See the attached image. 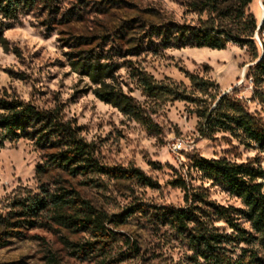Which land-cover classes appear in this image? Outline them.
<instances>
[{"label": "rangeland", "instance_id": "374dc122", "mask_svg": "<svg viewBox=\"0 0 264 264\" xmlns=\"http://www.w3.org/2000/svg\"><path fill=\"white\" fill-rule=\"evenodd\" d=\"M54 1L52 10H26L5 32L19 54L0 45V87L70 121L77 135L93 144L97 160L116 171L72 174L50 163L47 154L53 150L37 138L6 142L0 146V215L19 212L18 201L28 196L74 190L107 216L106 235L57 223L53 212L45 211L21 233L11 232L17 230L14 226H0V264H194L186 234L160 219L165 206L184 204L183 191L171 180L183 175L201 183L199 174L188 169L195 154L264 166V150L241 131L218 130L209 138L202 134V114L225 93L242 99L249 112L264 119V81L255 86L248 74L263 51L257 0L245 8L257 22L249 41H231L223 49L169 46L163 33L172 32L174 25L210 23L236 33L242 27L234 16L241 0ZM259 37L264 38V19ZM86 38L92 44L80 45ZM89 49L108 52L123 64L119 81L145 110L151 127L100 100L88 89V76L72 69L73 56ZM135 68L177 87L188 99L144 94L132 75ZM190 73L213 84L204 93ZM137 168L158 185L141 182L131 173ZM204 185L210 198L241 206L221 187ZM217 225L231 232L222 221Z\"/></svg>", "mask_w": 264, "mask_h": 264}, {"label": "trees", "instance_id": "16d2710c", "mask_svg": "<svg viewBox=\"0 0 264 264\" xmlns=\"http://www.w3.org/2000/svg\"><path fill=\"white\" fill-rule=\"evenodd\" d=\"M251 2L241 0V7L234 16L242 27L236 33L220 28L215 23L174 25L172 32L164 30V41L166 45L174 47L212 49H223L231 41L247 43L257 27L254 15L246 14L245 11ZM56 6L54 0H0V45L7 52L19 54L18 48L10 43L5 32L21 21V15L26 10H52ZM82 44L91 45L92 42L86 38L81 40ZM122 65L115 62L108 52L94 49L81 50L71 60L72 69L88 76L92 83L88 89L100 100L151 127L152 122L145 110L119 81L117 73ZM249 74L253 76L255 86L264 81V55ZM132 75L148 96L188 99L177 87L157 82L144 70L135 68ZM188 76L204 93L213 84V81L194 73ZM202 115V134L205 138L218 130H239L247 140L256 143L261 151L264 150V119L249 112L245 102L234 94L221 95L216 106L207 108ZM29 137L37 138L41 145L51 148L53 151L47 154L50 163L69 173L113 174L116 171L97 160L93 144L81 139L70 121H64L51 111L40 110L30 101L11 96L0 87V146ZM188 169L199 174L201 183L196 184L195 178L190 176L188 179L183 175L171 180L172 185L183 191L184 204L165 206L160 219H167L180 233L186 234L194 264H264V166L260 162L238 163L224 157L209 159L195 154L190 157ZM131 173L146 185H158L140 168L133 169ZM205 182L221 187L230 196L240 200L241 206L221 204L210 198ZM17 206L19 212H12L6 217L0 215V226L17 228L11 229V232L21 233L22 229L35 226L38 216L50 210L57 223L87 228L96 237L106 235L107 216L74 190L28 196L19 200ZM219 221L231 232L218 226ZM245 222L249 223V228L244 225ZM237 248L240 249L239 253H236Z\"/></svg>", "mask_w": 264, "mask_h": 264}, {"label": "built area", "instance_id": "2783aa9c", "mask_svg": "<svg viewBox=\"0 0 264 264\" xmlns=\"http://www.w3.org/2000/svg\"><path fill=\"white\" fill-rule=\"evenodd\" d=\"M263 19L264 18H262V21H261V23H260V25L258 26V28H257V37L259 38V42H260V44H261V46H262V48H263V51H262V55L260 56V58L258 59V61H260L261 60V58L263 57V55H264V38H260L259 37V30H260V28H261V26H262V24H263ZM257 61V62H258ZM249 74V73H248ZM251 76V75H250ZM251 78H252V80H253V83H254V79H253V76H251ZM180 145H181V143H179V144H174V148H179L180 147Z\"/></svg>", "mask_w": 264, "mask_h": 264}, {"label": "bare ground", "instance_id": "6f19581e", "mask_svg": "<svg viewBox=\"0 0 264 264\" xmlns=\"http://www.w3.org/2000/svg\"><path fill=\"white\" fill-rule=\"evenodd\" d=\"M257 6L259 7L260 9V12H261V19L264 18V9L262 7V0H257Z\"/></svg>", "mask_w": 264, "mask_h": 264}]
</instances>
